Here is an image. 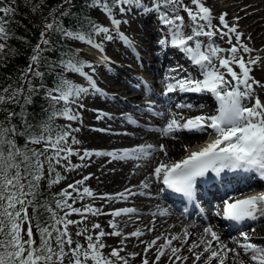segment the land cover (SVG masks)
Returning <instances> with one entry per match:
<instances>
[{
	"label": "snow or ice",
	"instance_id": "6c2138e0",
	"mask_svg": "<svg viewBox=\"0 0 264 264\" xmlns=\"http://www.w3.org/2000/svg\"><path fill=\"white\" fill-rule=\"evenodd\" d=\"M14 3L15 0L10 2L0 0V61L6 60L7 54L12 51L8 44L11 33L7 26L16 11ZM71 3L72 0H64V4ZM191 4L195 5L196 11L185 4L184 0H151V6L145 4L143 0H89L88 6L99 8L110 20L112 28L89 21V28L85 31L63 26L60 17L67 16L69 14L67 10L61 12L59 16L55 15V11L52 12V19L45 23L44 31L41 32L40 42L32 50L28 67L18 76V86L8 84L0 87V113L3 114V118L0 119V264H64L65 259H68L69 264H130L129 257L135 259L141 255L130 253L129 257L121 256L123 247L113 248L107 256L104 255L105 245L102 238L106 235H123L118 225L111 221L110 227L114 229L112 233L101 230L94 237L87 227H83L76 231V236L83 237L86 245L78 240L74 241L69 226L83 224L88 214H101L100 209L91 205L82 208L74 206L78 200L93 197L94 193L87 187L81 190L77 186L83 185L84 181H76L75 184L69 185L68 189L51 198V201H54L53 206L50 200L41 198L40 182L45 176V166L51 177L56 170L55 166L73 155L80 156L81 160L93 155L109 156L113 160H140L150 156L153 151L167 155L164 145L161 144L158 149H154L152 145H140L111 152L85 151L83 155L68 145L71 133L54 126V120L56 118L78 120L80 117L73 106L83 107L79 103L83 96L101 92L93 75L85 71L88 68L94 73L95 67L89 62L77 59L78 53L72 49H69L68 58L60 61V66L66 72L78 74L88 86L83 87L62 76L57 78L53 87L45 88L41 83L40 88H44V98L51 110L48 118L40 124L38 131H32L26 113V106L32 103L33 95L40 90L33 80L35 78L42 80L45 75L40 68L43 67V53L49 50L52 43L48 39V33H58L62 39L85 43L98 50L101 59L108 62L104 55L103 43L113 40V29L126 45L131 46V41L119 32L121 23L127 21L116 18V9L121 16L133 9L143 14L155 13L162 30V38L158 41L161 50L168 47L177 48L199 68L196 77L172 76L170 82L166 83L165 95L177 91L210 93L218 102L216 114L191 117L185 116L182 110L191 109L193 105H175L181 111L172 113L165 126L158 129L163 136L171 137L173 133L181 130L199 133L210 130L209 134L213 138L198 151H191L177 162H161L152 170L150 179L193 201L196 196L197 180L209 173L219 176L225 171L257 172L264 178V102L255 95V89L257 87L264 89V83L251 76L252 66L259 61L254 57L245 61L239 54L241 49L245 54H250L253 50L241 43L242 33L238 32L236 26L229 25L226 20L227 13L219 16V26H216L212 23L211 10L204 6L202 0H191ZM60 7H63V4ZM181 10L187 13L191 22L187 26L190 28L187 34L184 17L180 15ZM233 34L235 43L232 40ZM217 35L230 47L225 49L217 46L215 44ZM100 36H103V40L98 42L96 37ZM199 37H207L209 43L202 46ZM189 42L193 44L190 45ZM234 65L239 68V72L234 70ZM180 71L182 70L179 68L173 69V72ZM245 101L249 103L246 104ZM61 104L63 107H57ZM16 107H19V112L15 110ZM102 115L100 114L98 118ZM16 117L21 119L23 131L13 122ZM21 136L25 141L22 147L17 143V137ZM78 143L79 141L72 137V144ZM60 179L57 173L50 180L49 186L59 183ZM142 187L148 188L149 185L144 183ZM132 195L135 193L131 189H125L115 198L127 199ZM69 200L72 201L71 204L68 203ZM109 214L113 218L135 215L136 209L124 208ZM169 214L167 210L159 213L161 216ZM71 215H78L81 220L68 219ZM217 215L236 224L264 221V192L247 195L244 198L225 199L222 210L218 211ZM100 227L99 224H94L92 230ZM152 230L154 228L149 229ZM251 231L255 232V227H252ZM143 234L142 231L136 230L124 236V239L129 237L139 239ZM191 235L185 228L182 235L172 234L170 238L161 235L146 242L141 264H150L151 258L148 253L153 248L155 259L151 260V264H159L160 259L165 256L168 257L170 264L177 262L185 264L189 257L181 255L184 250L190 253L194 257V262L198 264H213V261L216 264H226L229 259H232L234 264H245L238 249L243 250V256L247 257L248 264H264V246L252 243L247 231L240 233L243 242L235 241L236 247L233 248L221 243L220 236L210 226L203 229L199 240L189 243L188 238ZM161 239L164 243L158 244L157 241ZM173 241H179L182 246H174ZM184 245H187L186 249ZM197 249L202 250L197 252ZM229 253L232 254L231 258Z\"/></svg>",
	"mask_w": 264,
	"mask_h": 264
},
{
	"label": "bare ground",
	"instance_id": "6f19581e",
	"mask_svg": "<svg viewBox=\"0 0 264 264\" xmlns=\"http://www.w3.org/2000/svg\"><path fill=\"white\" fill-rule=\"evenodd\" d=\"M224 2H230L228 4V7H227L228 14L230 11H235L236 13H235L234 17L238 16V19H236L237 23L242 21L243 24L245 25V26H243V28H244V31H246V34L245 35L243 34V35L247 39H250V43H251L250 48L253 50V53H250L251 56L248 55V57H246L247 58L246 61L249 60L250 57H253L255 55L254 58H257L259 62L252 66L251 76L254 77L255 80L260 81L261 83H264V45H263L264 44V31H262V27H260L258 25L259 22L257 21V19H260L261 22H264V13H263L264 11L256 9L258 3H260V4H261V2L264 3V0H256V3H255V0H224ZM147 5L151 6V2H149ZM245 10H249V13L242 14V12H244ZM219 11H221V10H219ZM150 15H153V17H154L153 21L157 22L158 19H157V16L155 13H150V14L141 13L138 16L129 15L130 20H131V26L127 27L126 31H136V29H137L136 27L138 25L137 23L141 22V19L147 18ZM140 17H142V18H140ZM185 25H186V27H185V31H186L188 29V27H187L188 22L185 21ZM245 27H246V30H245ZM128 28H130V29L128 30ZM149 30L146 33H145V31L142 33V36H147V38H146L147 44H146V47L144 49H142L141 51H144L149 56V58H157L159 61V64L161 63V66L166 64L167 61L169 62L172 59L177 60L179 62L178 65L180 66L179 69H181V70L183 69V71H180L177 74L183 73L184 75H191L193 77H196L198 75L199 68L195 67L193 64H190L188 59L186 58V55L181 50L174 48V47H168L165 50H163L162 56L155 53L156 50H155L154 46L151 45L152 41L150 40V36H151L152 31L151 30L149 31ZM127 35H129V34H127ZM129 36L132 39L135 37V35H133V34H130ZM144 39H145V37L139 38L140 41H142ZM221 42H222V40H221ZM191 44L192 43H190V45ZM256 44L257 45L262 44L263 46L260 49H255ZM161 52H162V50H161ZM165 54L169 55L170 58L166 59ZM133 56H134V59L136 62H138V61L141 62L143 59V58H141L140 60H139V58L136 59L137 56L135 55V53L133 54ZM159 57H161V60H159ZM130 59L132 62L133 58L131 56H130ZM259 64L261 66H257ZM184 67L190 72L185 70ZM141 69L145 73H147L149 75V77H151L149 80L152 82L151 86H153L152 84H155L156 88H158V86H160V89L158 88V90H161V88L163 87L165 82H170V78L167 77L169 79H166V77L158 74V69L157 68L155 69L153 67V65H149V64H146L145 66L141 65ZM168 73H170V72H168ZM226 78H228V77H226ZM108 79L111 80L110 76H108L106 80H108ZM104 81H105V79L103 78V76H96V79H95L96 84H98L99 86H102L107 91H111L112 93H116L117 95L124 94L126 96H129L127 94V92L130 88L125 83H123L124 86L123 85L109 86L111 83L109 85H106L107 83L105 84ZM100 84H102V85H100ZM151 86H150V88L148 87V94H150V95L154 94L153 87L151 89ZM150 89H151V91H150ZM99 94L105 95L104 93H101V92ZM99 94H97V93H91L90 94L91 95V98H90L91 101L89 103L92 104L93 106L95 105L94 107L91 106V108L93 107V109L96 111L91 110V111H93L95 116L92 113L87 112V122H89L91 125H93V127L96 126V127H99L100 129L94 130V132H92L84 126V129H85L84 134L86 135L84 137V139L87 140L89 144H99L101 146H107V145L110 146L114 142H116V143L120 142V144H125V145H120V144L117 145L116 144L117 146L116 145L115 146L117 148H123L125 146H131V145H135V144L139 143L141 140H138V139H140V138H146L147 142L150 145H152L154 149H156L155 143L160 142V145L163 144L165 147V150L167 152V155H165L163 152H159V151L155 152L154 151L155 153L153 152V153H151L150 156L145 157V158L140 159V160H113L109 156H96V155L91 156V157L95 156L97 158V160H100V161L105 160V162L97 165L96 173L99 174L98 183H97L98 188L105 190L107 197H113V199H107L106 200V204H107L106 206L107 207L111 208L112 204L117 202V198H115V197H117V194L124 192L128 186V184H126L123 187L122 186L119 187V184H122L125 182H128V183L132 182L131 184H138L137 189H141L140 191H138L137 195H135L133 197L130 196L133 198L130 205H135L136 203H138L140 201L144 202L145 203L143 206L144 207L143 208L144 214L136 213L135 215H122L120 217L113 218V216H111L109 214L112 211H114L111 209H110V211H107L104 214V218L108 219L109 221H111L113 223H116L118 225V229L120 231H122V233H123L122 236H116V238L113 240V243H114L113 247L114 248H119V247L124 248V251L120 253L121 256L129 257L130 253H140L141 255L137 256L135 259H131L129 257V261H130V264L141 263V257L143 256V249L146 246V242H150L153 239H156L158 236H161V235L168 236L169 238L172 234L182 235L184 229L187 228L188 231L192 234L188 238L189 243H191L193 240H199L200 235L203 233V229L205 227H208V226L212 227L213 230L218 233V235L220 236L221 243L227 245V247H229V248L236 247V244L234 243V239L232 238V233H234L239 228L238 226H237V228L236 227L235 228L225 227L222 223H220L218 221V219L210 220V217L208 215L206 218L207 219L206 224L204 226L199 225V223L197 221H195L189 217L184 218L183 217L184 215L181 213L180 208H178L177 206L171 207V206L165 204V202H164L165 200H163L165 197V194L164 193L159 194V192L156 191V189H157L156 182H154L153 180L150 179V174L152 172V171H150V173H149V170L151 168L150 163L153 161V159L157 160L158 158H161L162 159L161 161L164 163L166 161H167L166 163H168L172 160L179 161V160L183 159L185 156H187L191 151L198 148V146L195 145L196 141L195 142L193 140H182V141H180L177 138L165 137L162 134L161 135H158V134L153 135L150 133H146V132L142 131L141 129L135 127L133 125V123L129 122L128 120L124 119L123 117H119V116L117 117V115L115 116L116 111H112V112L108 111L107 109L110 108L108 106V103H102V102H99L98 100L97 101L95 100V97H99ZM182 95L187 97V99H186L187 102L183 103V104H191L194 106L191 109H183L182 110L183 114L185 116L191 117V116H196V115H201V114H207V115L216 114V111H217L216 108H218V102L215 100V98L210 93H199V94L189 93L188 94V93H178V91H177L174 93H169L167 95H165V93L161 94L160 98L163 101L161 110H162V113L164 115L163 116L157 115L158 113L155 111L154 113H150L151 115H149L146 120L153 122L154 124H156L158 126V128L159 127L162 128L163 126H165V118H167L168 115L171 117V114H172V113H168L167 109L165 107L166 106L172 107L174 104V100L178 99ZM255 95L259 96L261 101L264 102V89H260L259 87H257L255 89ZM135 96H136V94H135ZM158 96L159 95H156V97H158ZM107 99L113 100L112 97H107ZM129 100H133V98H130ZM113 101H115V100H113ZM134 101H135V99H134ZM121 102L122 101H120V103ZM245 103H249V101H245ZM102 107L103 108L105 107V108L103 109ZM133 108H136V107H131V109L129 110L132 114H134ZM178 111H181V110L174 108L173 113L178 112ZM100 114H103L102 117L99 118L100 120L98 118L96 119L95 117L99 116ZM108 117H112L116 120H122L123 119L125 122L127 121L128 123L122 122L121 126L114 124L110 127L104 123L106 121V118H108ZM103 127H108L109 129L121 127V128H124L126 130V132H124V133L120 132V133L114 135L113 133L108 132ZM180 132L185 133V134H191V135L202 134L199 132H190L187 130H181ZM197 138H198V136H197ZM195 139H196V137H195ZM123 142H126V143H123ZM180 144L186 145V148L184 150L182 149L183 152H180L178 154V148L180 146L182 147V145H180ZM89 147H94V146H89ZM113 148H115V147H113ZM116 150H120V149H116ZM132 161H136L137 165H134L132 163ZM242 179H247V178L243 177V178H241V180ZM141 181L148 183V185H149L148 188L153 193V199L151 201L146 202L145 201L146 199L144 197H142V196H144L145 192L143 191V188H141L139 185V183ZM213 182H214L213 178L208 177L206 182H205V186L202 187V189H201V195L203 196V202L209 207L214 206V205L215 206L219 205L220 198H223L219 194L218 190L212 191L211 185L213 184ZM131 184H129V185H131ZM228 193H230V190L226 191L224 194H228ZM118 202H120V201L118 200ZM155 204H157V205H155ZM178 205H180V202H178ZM125 206H128V204ZM154 208H155V210L157 209V211H156L157 216L154 220H152V222H148L149 221L148 219H150L149 216H151V215L147 211V209H154ZM163 210H167V212L170 214L167 216L159 215V213ZM193 212H194L193 207H190V213L185 214V215L190 216L193 214ZM209 212H212V211H209ZM210 214H212V213H210ZM217 224H219V226ZM148 226H151L150 228H154V230L143 232L144 234L139 239H137L135 237H129L128 239H124V236H127L128 234L136 231L139 227H140L139 229L142 230V229L147 228ZM254 227L256 229V231H255L256 233H261L264 230V221L255 225ZM110 228H111L110 233H112L114 231V229L112 227H110ZM227 235H229V238L227 237ZM111 237H115V236L111 235ZM122 240H123V243H121ZM141 241H143L145 243H142ZM157 243L162 244V243H164V241L161 239V240H158ZM173 245L176 247L182 246L179 241H173ZM214 245H215V242H214ZM183 247L186 249L187 245H184ZM200 250H202V249H197L196 251L199 252ZM238 251L241 252L240 249H238ZM154 253H155V248H153L148 253V256L151 258L150 261L155 259ZM181 255L189 257V259L185 262V264H198V262H194V257H192V255L190 253H188L186 250L182 251ZM205 255H207V254H205ZM229 257L230 258L232 257L231 253H229ZM241 259H243L245 261V264H248L247 257L243 256L242 253H241ZM164 260L167 261V264H170V261H169L167 256L162 257L160 259L159 264L161 263V261H164ZM177 264H180V262H177ZM226 264H234V262L232 259H229L228 261H226Z\"/></svg>",
	"mask_w": 264,
	"mask_h": 264
},
{
	"label": "rangeland",
	"instance_id": "374dc122",
	"mask_svg": "<svg viewBox=\"0 0 264 264\" xmlns=\"http://www.w3.org/2000/svg\"><path fill=\"white\" fill-rule=\"evenodd\" d=\"M8 1L9 0H6V2H8ZM15 2H23V0H15ZM143 2L145 4H148L149 2H151V0H143ZM202 2L204 3V6L208 7L211 10V13L213 16L212 23L216 26H219V19H218L219 16L223 13H227L228 17L226 16V20L228 21L229 25L237 27L238 32L242 33L241 43L250 48V46H251L250 39H247L246 37H244V35L246 34V31H244L243 26H245V25L243 24L242 21H240V22L238 21L239 23H237L236 19H238V16L234 17V15L236 13L235 11H230L228 14L227 7H228V4L230 2H224V0H202ZM184 3L187 4L189 7H191L193 9V11H196L195 5L191 4V0H184ZM255 3H256V0H255ZM261 4L258 3L256 9L264 11V3L261 2ZM219 10H221V11H219ZM247 13H249V10H245L244 12H242V14H247ZM115 14H116L117 19H120L122 21H127L126 23H121V25L119 27V32L123 33L124 36H126L128 38V40L131 41V46L126 45L116 35V30L113 29V37H114L113 40L112 41H104V43H103L104 55H106V57L108 58V62H104L101 59V53L98 50H96L95 48H92L91 46H89L85 43H82L79 41H70V40H66V39H64V41L69 46L80 51L84 55V58L95 67L94 73H92L91 69H88V68L85 69V71H87L93 75L94 80L96 79V76H103V78L105 79V81H104L105 84L107 83L106 85H109L111 83L109 86H112V85H117V86L123 85L124 86L123 83H125L130 88L127 92V94L129 96H126L124 94L117 95L116 93H112L111 91H107L102 86H99L98 84H96L97 87L101 90V93H104L106 95L105 96V95L99 94V97H95L96 101L98 100L99 102H102V103H108V106L110 108L109 109L106 108V109L110 112L116 111L115 116L117 115V117L119 116V117H123L124 119L130 120V121L136 123L139 127L145 128V130H147L149 128V131H147L146 133H150L153 135L154 134L161 135V133L158 130H156V129H160V127L158 128V126L156 124H154L151 121L146 120L148 118V116L151 115V114H148L150 108L153 109L150 113L155 112L153 106H151V103H154V106L156 107V111L158 110V112H160V109H162V107L159 108L160 107L159 105L161 102L160 100L154 99L153 97L150 96V94H148V87L150 88L151 83H152L151 81H149L151 77H149V75L141 69V65H143V66H145L146 64L153 65V67L155 69L156 68L158 69V74L165 77V76L170 74L167 72H173V69L175 68L174 67L175 66L174 65L175 59H172L169 62L166 60L167 61L166 64L161 66V63L159 64V61L157 58H149L144 51H141L142 49H144L146 47V44H147V40H146L147 36H142V33L144 31L146 33L150 29L152 31L151 36H150V40L152 41L151 45L154 46V48L156 50L155 53L162 56V53H160L161 49L159 48V45H156V42L162 38V30H161V26H160L159 21L158 20H157V22L153 21V19H154L153 15L154 14L150 15L147 18L141 19V22L137 23L138 25L136 27L137 28L136 31H126V29H127V27L131 26V20H130L129 15L138 16L141 14L140 12H137L135 9H133L130 13L121 16L119 14V10L116 9ZM180 15H182L184 17L185 21L188 22V25L191 23L186 12L181 10ZM87 16L89 18H91L92 20H94L99 25L108 27L110 29L112 28L110 20L99 8H92V7L87 6ZM140 18H142V17H140ZM257 21L259 22L258 25L260 27H262V31H264V22H261L260 19H257ZM129 29L130 28H128V30ZM245 30H246V27H245ZM225 31H226V29H225ZM185 32H186V34L188 32H190V28H188ZM127 34H129V35L133 34V35H135V37L132 39ZM143 37H145V39L140 41L139 38H143ZM96 39L98 42H100L101 40H103V36L96 37ZM198 39L202 42V46L209 43V40L207 37H199ZM226 39L227 38H225V40ZM232 40H233V43L236 42L234 34L232 36ZM190 43L193 44V42H190ZM215 44L217 46L225 48V49L230 47V45L227 44L224 40H222V42H221L219 35H217L215 37ZM263 45L262 44H259V45L256 44L255 49H260ZM131 50H132V53L133 54L135 53V55L137 56L136 59L139 58V60H140L141 58H143L141 62L135 61L136 62L135 63L134 58H133V61L131 62L130 54H129V53H131ZM251 53H253V51ZM239 54L244 57L245 61L247 59L246 57H248V55H250V54L243 53L242 49L240 50ZM222 55H224V54H222ZM169 58H170V56L168 55L166 59H169ZM159 60H161V57H159ZM257 66H261V65L259 64ZM233 67H234V70L239 72V68L237 66L234 65ZM184 69L187 70L185 67H184ZM221 71H225V70L221 69ZM188 72H190V71H188ZM67 76L69 79L76 82L77 84H82L83 87H85V86L87 87V82L82 77H80L78 74L67 72ZM108 76H110L111 80H109V79L106 80ZM228 78L230 79V77H228ZM165 83H168V82H165ZM131 84H132V88H131ZM100 85H102V84H100ZM152 85L153 86H151V89L153 87L154 92L156 90L159 93L158 88L160 89V86H158V88H156L155 84H152ZM151 89H150V91H151ZM135 94H136V96H135ZM107 97H112L113 100H115V101L107 99ZM90 98H91L90 94L83 96L81 98V100L79 101V103L82 104L83 107L77 108L75 106V111L78 113V115L80 117L78 120H75V121L66 120V122L68 124H70L69 129L71 130V132H70L71 135L69 136L70 137L69 140H71V143H72V137H75V139L79 141L78 144H72L75 147V149H73V150L79 152L80 155H83V153L85 151H89V152H110V151H114L116 149L122 150L125 148H133V147H129V146H125L123 148H117L116 146L119 145L120 142L119 143L118 142L112 143L110 145L111 147L108 145L107 146H101L99 144H89L88 141L84 139V137L86 136L84 134V131H85L84 126L92 132H94V130L100 129L99 127H96V126L93 127V125H91L89 122H87V112H90L95 116L93 111H96L93 109V107L95 105L93 106L92 104L89 103L91 101ZM130 98H133V100H129ZM134 99H135V101H134ZM120 101H122L123 103L122 102L120 103ZM162 104H163V101H162ZM177 104H182V102L179 101ZM91 106H93V107L91 108ZM131 106L136 107V108H133L134 114H132L129 111L131 109ZM141 106H144V107L141 108ZM147 109H148V111H147ZM91 110H93V111H91ZM169 112L173 113L174 111L171 108H169ZM160 113H162V110ZM95 118L97 119L98 116H96ZM169 118H170V116L165 118V124ZM122 122L126 123L127 121L125 122L123 119L122 120H116L112 117H108V118H106V121L104 123L107 126L111 127L114 124L121 126ZM136 124H134V126ZM154 125H155V127H154ZM103 128H105L108 132L113 133L114 135H116L120 132L121 133L126 132V130L124 128H121V127H118L115 129H111V128L109 129L108 127H103ZM150 128H152V129L154 128L156 131L151 132ZM73 129H79V130L78 131H72ZM139 129H141V128H139ZM184 134L185 133L182 134V132L176 131L175 133L172 134V136L170 138H177L180 141H182V140H193L194 142L195 141L197 142L199 139V138H197V136H188L187 137ZM195 137H196V139H195ZM138 140H141V142L137 146L150 145L146 141L147 140L146 138H140ZM123 143H126V142H123ZM120 145H125V144H120ZM180 145H182V144H180ZM89 146H94V147H89ZM155 146H156V149H158V147L160 146V142L155 143ZM113 147H115V148H113ZM185 148H186V145H182V147L180 146L178 148V154L180 152H183V150ZM98 150H101V151H98ZM155 152H158V151H155ZM161 160H162L161 158H158L157 160L153 159V161L150 163L151 168L149 170V173L158 164H160L162 162ZM103 162H105V160H103V161L97 160V158L95 156L81 160L80 156H77V155L72 156V158L70 159V163L67 161H64V164H66L68 166V170H66V172L63 174L64 181L60 187L65 188V185L68 187L69 185L75 184L76 181L83 180L84 181L83 185H78L77 187H80L81 190L83 187L89 188L94 193V196L93 197H85L82 201L78 200L74 206L77 208H82L85 205H91L93 208L100 209L101 214H102V215L101 214H99V215L88 214L87 219L84 220L83 224H81V225H70L69 226V231L72 234L73 240L74 241L78 240L81 244H84V245H86V243H87L86 240L83 237H77L76 231L79 228L87 227L90 230V234H92L94 237L101 230H103L105 233H110V229H111L110 228V221L108 219L104 218L105 212L110 211V209L111 210H119V209H124V208H134V209H136V213L144 214V211H143V208H144L143 206L145 204L144 202L140 201V202L136 203L135 205H130V203L133 200L132 197L137 195L138 191L141 190V189H137L138 184H131L132 182H129V183L125 182V183L119 184V187H121V186L123 187L124 185L128 184L126 189H131L132 192L135 193V195H132V197L129 196L127 199H118L117 198V202L112 204L111 208L106 206L107 205L106 204L107 199H101V197H105V196L107 197V195H106L105 190L98 188L97 183H98L99 174L96 173L97 165L100 163H103ZM135 162L136 161H132V163L134 165H137V162L136 163ZM73 165H79V167L73 168L72 167ZM85 177H89V178L85 180L84 179ZM144 183H147V182L141 181L139 183L140 187L143 188V191L145 192L144 196H142V197H144L146 199L145 200L146 202L151 201L153 199V193L151 192V190L149 188L142 187V185ZM129 184H131V185H129ZM69 191H71V189H69ZM118 200L121 203L118 202ZM68 203L71 204L72 201L69 200ZM127 204H128V206H125ZM155 205H157V204H155ZM147 211L151 215V216H149L150 219H148L149 220L148 222H152V220H154L157 216V215H153L154 213L156 214L157 209L156 210H155V208L154 209H147ZM68 218L71 220H81V217L78 215H72V216H69ZM94 224H99L101 226L100 229L92 230V225H94ZM25 227H27V226H25ZM150 227L151 226H148L147 228L142 229V230L139 229L140 228L139 227L137 230H140L142 232H145V231L147 232V231H149ZM252 237L256 238V240L253 241L254 243H256L259 246H262L261 243H259L261 241L260 240L261 233H252ZM115 238H116V236L111 237V235H106L102 238V243L105 245V248L103 249V253L105 256H107L111 252V250L114 248L113 247V245H114L113 240ZM74 246L75 245H73V247ZM64 264H69L68 259H65ZM138 264H141V263H138ZM150 264H151V261H150ZM160 264H167V261H165V260L161 261ZM213 264H216V262L213 261Z\"/></svg>",
	"mask_w": 264,
	"mask_h": 264
},
{
	"label": "trees",
	"instance_id": "16d2710c",
	"mask_svg": "<svg viewBox=\"0 0 264 264\" xmlns=\"http://www.w3.org/2000/svg\"><path fill=\"white\" fill-rule=\"evenodd\" d=\"M88 2L89 0H72L71 5L64 4V0H23V2H15L13 7L16 11L10 18V23L7 26L8 31L11 33L8 44L12 51L7 54L6 60L0 61V87L7 86L8 84L18 86V76L28 67L30 57L33 54L32 50L40 42L41 32L44 31L45 23L52 19L51 14L53 11H55L56 16H59L65 10L68 11L69 14L67 16L60 18L63 26L69 29L75 28L85 31L89 28V21L96 23L87 16ZM61 4H63V7H60ZM48 39L52 43L49 50L43 53V67L40 68L45 75L42 80L40 78L33 80V83L38 88H40L41 83H43L45 88L53 87L60 76L71 80L68 78L67 72L60 66V61L67 59L70 55L69 49L78 53L77 59L87 62L82 53L69 46L58 33L49 32ZM5 107H12V105H5ZM57 107H63V105L61 104ZM73 107L75 109V106ZM15 110L19 112L20 109L16 107ZM50 111L48 102L44 98V88H40L33 95L32 103L26 106L27 121L32 125V131L39 130L40 124L47 120ZM2 118L3 114L0 113V119ZM13 122L23 131V123L19 117H16ZM68 125L63 118H56L54 120V126L64 131L69 130ZM24 142V137H17V143L21 147L24 145ZM67 143L71 145L69 139ZM29 147H32V145H29ZM55 169V172L49 177L47 166H45V176L40 182L42 199L51 201L52 197L66 189L60 186L63 184V174L68 170V166L61 162V164L55 166ZM57 173L61 177L60 182L49 186L50 180ZM51 202L54 206V201ZM36 238L38 239V237Z\"/></svg>",
	"mask_w": 264,
	"mask_h": 264
}]
</instances>
